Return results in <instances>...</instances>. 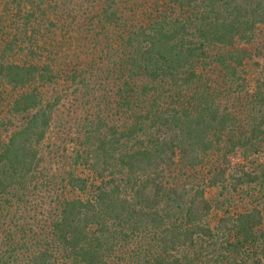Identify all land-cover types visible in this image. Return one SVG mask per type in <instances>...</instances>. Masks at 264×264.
<instances>
[{
	"label": "trees",
	"instance_id": "trees-1",
	"mask_svg": "<svg viewBox=\"0 0 264 264\" xmlns=\"http://www.w3.org/2000/svg\"><path fill=\"white\" fill-rule=\"evenodd\" d=\"M263 26L264 0H0V264H264Z\"/></svg>",
	"mask_w": 264,
	"mask_h": 264
},
{
	"label": "rangeland",
	"instance_id": "rangeland-1",
	"mask_svg": "<svg viewBox=\"0 0 264 264\" xmlns=\"http://www.w3.org/2000/svg\"><path fill=\"white\" fill-rule=\"evenodd\" d=\"M246 49L249 52H251L254 56L252 60V64H250L249 67L246 68L248 84L252 91H254V89L258 85H261L262 88L264 89V26L258 30L255 44L252 46H247ZM75 104L70 106L71 108L70 113L74 112V109H76V107H73V106H76ZM54 137H55L54 141H58V140L60 141V132L56 131L55 133H53V138ZM53 150L54 149L52 148L51 152ZM58 166H59L58 163L52 164L53 169H58ZM44 200L45 201L43 202H45L44 203L45 209H47L48 207L51 208L55 204L53 197H50V198L44 197ZM39 218L41 221L44 220V218L41 216Z\"/></svg>",
	"mask_w": 264,
	"mask_h": 264
}]
</instances>
